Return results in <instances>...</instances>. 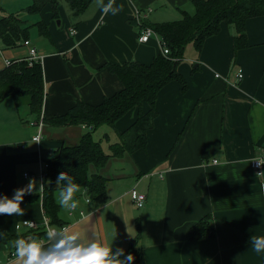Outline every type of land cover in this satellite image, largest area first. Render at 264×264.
Instances as JSON below:
<instances>
[{
  "label": "crops",
  "instance_id": "obj_1",
  "mask_svg": "<svg viewBox=\"0 0 264 264\" xmlns=\"http://www.w3.org/2000/svg\"><path fill=\"white\" fill-rule=\"evenodd\" d=\"M6 2L0 0L3 14L10 12L4 8ZM157 4L163 7L157 9ZM167 4L176 8V15L182 9L192 11L191 0H114L113 6L122 8L113 16L103 14L92 0L73 34L70 12L59 11L57 27L46 4L40 17L49 36L32 27L29 37L42 55L41 114L45 118L62 114L77 100L96 104L117 91L121 83L107 63L151 62L160 51L159 41L150 37L139 42L132 16L135 9L149 6L147 21H166ZM245 28L244 48L234 50L235 29L225 22L199 51L186 45L177 66L186 90L181 91L177 81L166 83L156 97L157 114L146 132V146L110 157L99 169L107 178L102 203H93L82 190L74 213L59 209L69 231L106 245L113 240L114 247L128 248L134 240L143 250L141 264H264V253H256L250 243L251 237L264 236V164L260 174L251 166V158L264 145V15L248 18ZM25 54L21 46L1 47L0 69L4 58ZM137 110L131 108L115 122L116 135L136 118ZM15 112L13 98L6 96L0 102V193L11 196L29 179L34 191L21 202L23 216L0 215V233L9 234L27 230L15 228L19 221H41L44 216L39 200L27 201L43 185L31 172H37L41 160H48L56 148L76 143L88 129L84 124L43 122L41 137L35 141L31 137L36 127L29 121L36 117L24 124ZM6 130L13 132L5 135ZM21 130L24 134L17 138ZM101 131L107 132L105 127ZM110 138L108 134L107 141ZM133 191L144 194L143 206L135 204ZM208 213L215 235L188 240L189 227ZM0 264L19 261L8 259L4 252Z\"/></svg>",
  "mask_w": 264,
  "mask_h": 264
},
{
  "label": "trees",
  "instance_id": "obj_2",
  "mask_svg": "<svg viewBox=\"0 0 264 264\" xmlns=\"http://www.w3.org/2000/svg\"><path fill=\"white\" fill-rule=\"evenodd\" d=\"M69 7L73 27L79 23L82 14L92 0H65ZM193 11L180 10V17L161 22L145 21L159 34L169 49V53L159 51L149 63L137 60L121 63H107L110 70L117 76L121 87L110 95H105L100 102L90 104L77 100L64 113L45 118L41 114L44 96V83L40 61L31 65L25 60L14 61L11 65L0 69V102L11 96L17 105V98L27 97L29 109L35 114V121L42 115L44 123L55 126L84 124L88 127L74 144H62L54 150L47 160L42 191L27 201L39 200L49 224L56 227L64 225L59 217V205L54 198L55 183L60 171L72 176L86 196L95 204L102 203L106 198L107 178L99 173L110 157L132 153L146 146V132L152 127L157 114L155 101L158 91L169 81H177L180 90L185 91L187 82L177 66L184 57L187 44L199 51L204 40L220 29L222 22L232 24L235 29L233 36L234 50L248 46L246 21L250 17L264 15V0H191ZM49 4L54 18H58V0H31L23 8L0 15V46L11 48L17 41L30 37V28L36 27L39 35L48 37L47 24L40 17L42 8ZM1 9V6H0ZM31 19H35L29 21ZM0 47V48H1ZM143 104L148 107L143 110ZM137 107L136 118L121 132L118 139L110 142L108 151H104L99 140H94L92 132L102 124L114 127L115 122L128 110ZM31 122L34 120H30ZM29 121V122H30ZM107 138L108 133L103 134ZM77 195V194H76ZM212 216L204 214L187 233L188 240L209 238L215 235ZM139 232V231H138ZM45 229H28L22 233H0V255L13 249L14 240L18 237H46ZM49 241L43 246L47 247ZM125 253L135 257L133 264L143 262L142 247L135 244L124 248Z\"/></svg>",
  "mask_w": 264,
  "mask_h": 264
},
{
  "label": "clouds",
  "instance_id": "obj_3",
  "mask_svg": "<svg viewBox=\"0 0 264 264\" xmlns=\"http://www.w3.org/2000/svg\"><path fill=\"white\" fill-rule=\"evenodd\" d=\"M97 5L105 15L115 16L122 8L114 5V0H97ZM55 183L63 185L56 196V203L66 212L74 213L80 206L76 194L82 191L72 176L60 171L56 176ZM34 191V182H29L21 187L14 188L11 196L0 193V215L23 216L24 209L21 202L25 195ZM49 241L47 247L43 246L35 238L18 237L14 240L13 247L15 257L19 264H133L135 257L132 253H125V249L116 245L113 240L111 245L102 241L82 237L78 231H69L67 228L49 226L45 233ZM114 239V238H113ZM251 246L255 252L264 253V236L250 238Z\"/></svg>",
  "mask_w": 264,
  "mask_h": 264
},
{
  "label": "built area",
  "instance_id": "obj_4",
  "mask_svg": "<svg viewBox=\"0 0 264 264\" xmlns=\"http://www.w3.org/2000/svg\"><path fill=\"white\" fill-rule=\"evenodd\" d=\"M152 11L151 7H145V8H138L134 10L132 20H134L135 24L139 28L138 32V41L139 42H146L150 37H156L159 41L160 45V51L163 54H168L169 49L165 42L161 39V37L148 25L144 24L145 21L148 18V15ZM75 32L74 28H70L69 33L73 34ZM21 46L25 49L26 54L22 57L18 58H4L3 64L4 66L11 65L14 61H20V60H25L28 62V65H31L34 61H40L42 59V55L39 52L38 47L31 41V39H23L17 41V45L15 47ZM1 50V48H0ZM242 77V71L238 69L237 71V80H240ZM29 124L34 125L36 127V132L32 135V140L38 141L41 137V128L43 125V120H42V115L38 118L37 121H30ZM215 161V160H214ZM264 164V145L260 147V150L258 151V154L255 155L253 158H251V166L256 171L257 174L261 173L262 167ZM48 166V161H41L40 162V167H39V174L38 178L40 181L44 179L45 171ZM25 177L30 176L28 174L24 175ZM32 176V175H31ZM132 199L135 202V204L138 207L143 206L144 203V194L143 193H138V192H132L131 193ZM49 226L56 227L54 225L49 224L48 217L44 214L43 218L41 221H36L33 219H23L16 223L15 228H25V229H37V228H43L45 231ZM56 228H67V225H61L60 227ZM42 245L48 240L46 237H39L36 238ZM7 258H15V251L14 248L9 251V255L7 254Z\"/></svg>",
  "mask_w": 264,
  "mask_h": 264
},
{
  "label": "rangeland",
  "instance_id": "obj_5",
  "mask_svg": "<svg viewBox=\"0 0 264 264\" xmlns=\"http://www.w3.org/2000/svg\"><path fill=\"white\" fill-rule=\"evenodd\" d=\"M30 2H31V0H12V1L11 0H7V2H6L7 5H4V8H5L6 11L7 10L8 11H12V10L16 11L18 8L25 7ZM58 2H59V4H58V13H59V11L60 12L63 11L64 13L69 12V7H68L67 3L65 2V0H58ZM17 4H19V7L17 6ZM154 6L157 9L160 8V7H163L160 4H157V5H154ZM166 7H168V9L170 11L169 14H166V18H167L166 20H174V19H177V18L180 17V12L177 11V15H176V8H172V6L170 4H167ZM192 8H193V5L191 3V10L193 11ZM4 12H5L4 9H0V15H2ZM51 15H52V13H51ZM50 19L52 20L53 24L58 27V24H59L58 20L60 18H54L53 16H51ZM32 20H35V19H31L29 21H32ZM33 30H36V27H35V29L33 28ZM137 39H138V36H137ZM188 47H190L189 44H187V48ZM189 49H191V47ZM181 61L182 60H180V62ZM16 107H17V113L15 112V115H16L17 118H18V116L21 117V119L23 118V123L24 124H27V121L26 120H28L29 118H32V117L35 116V114L32 113L30 111V109H29V105L27 103V97L26 96H20V97L17 98V105H16ZM102 127H105L106 130H107V133L109 134V136H111L110 140L107 141L106 137L103 136V133H102L103 131L99 132L102 129ZM12 132L13 131L6 130L5 135H7L8 133L9 134H12ZM23 134H24V131L23 130L19 131L18 134H17V138H20ZM92 137H93L94 140H99L101 142L104 150L107 151L108 150V143L117 140L118 139V134L116 135V132L114 131V127H112V126H110L108 124H102L101 126H99L96 130H94L92 132ZM24 143L25 142H22V144H24ZM13 148L15 149V147H13ZM42 158H45V157L43 156ZM24 170H27V169H24ZM35 172L36 171H34V173L31 172L30 175H32V177L35 176V178H37L38 177V174H39V171H37L36 173ZM59 189L60 188H58L57 186H55V189H54L55 197L57 196ZM61 210H63V209H61ZM60 216L61 215H59V217Z\"/></svg>",
  "mask_w": 264,
  "mask_h": 264
},
{
  "label": "water",
  "instance_id": "obj_6",
  "mask_svg": "<svg viewBox=\"0 0 264 264\" xmlns=\"http://www.w3.org/2000/svg\"><path fill=\"white\" fill-rule=\"evenodd\" d=\"M58 22H59V20H58ZM131 244H132V245L134 244V240L131 241Z\"/></svg>",
  "mask_w": 264,
  "mask_h": 264
}]
</instances>
